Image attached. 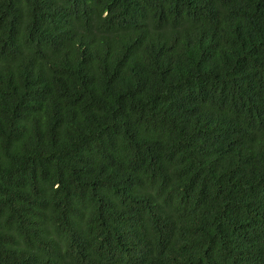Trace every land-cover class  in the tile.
I'll use <instances>...</instances> for the list:
<instances>
[{
	"label": "trees",
	"instance_id": "obj_1",
	"mask_svg": "<svg viewBox=\"0 0 264 264\" xmlns=\"http://www.w3.org/2000/svg\"><path fill=\"white\" fill-rule=\"evenodd\" d=\"M0 264H264V0H0Z\"/></svg>",
	"mask_w": 264,
	"mask_h": 264
}]
</instances>
